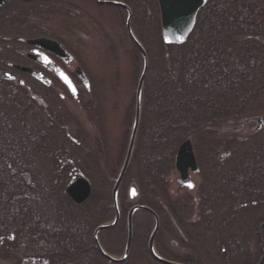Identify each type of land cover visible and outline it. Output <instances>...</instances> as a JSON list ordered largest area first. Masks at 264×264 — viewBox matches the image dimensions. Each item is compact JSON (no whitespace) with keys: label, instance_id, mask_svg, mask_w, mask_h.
<instances>
[{"label":"rangeland","instance_id":"374dc122","mask_svg":"<svg viewBox=\"0 0 264 264\" xmlns=\"http://www.w3.org/2000/svg\"><path fill=\"white\" fill-rule=\"evenodd\" d=\"M127 1L129 3L124 2L131 9V27L146 49L148 66L154 64L155 53L169 57L172 52V56H176L179 48H161L164 46L160 47L156 41L157 23L152 15L155 3L152 0ZM34 3L44 4L46 8H38L36 13L26 16L0 15V112H7L11 107L17 112L24 111L27 126L45 132L42 145L39 142L41 152L45 153L34 156V167H41L42 182L49 184L53 191L52 202L66 201L70 210L89 224L88 231H91L86 242L90 244L93 243L94 226L113 217L111 189L127 149L142 59L126 32L123 8L95 0H36L28 6ZM157 14L159 16V10ZM160 26L159 21L157 28ZM41 35L57 39L72 54L71 61L66 63L53 59L73 79L76 94L71 93L54 73L25 57L29 51L25 39ZM15 63L42 70L51 78V83L42 84L15 69L12 66ZM76 67L83 70L89 86L83 85L75 76ZM3 70L15 78L2 77ZM18 78L24 80L23 85ZM253 105L255 111L239 121H226L218 127L209 125L188 136L198 165L197 171L189 172L193 187L177 182L179 172L173 156L166 166V199L151 190L152 187L141 177L138 162L144 129L141 114L133 154L119 188L120 220L114 227L99 232L103 247L116 256L122 253L126 213L132 203L141 202L153 205L160 217L155 246L165 257L181 262L189 260L192 264H234L240 256L236 251L244 248L252 253V263H257L260 242L264 247V207L259 212L253 210L251 196L246 192L250 187L254 190L250 182L252 169L247 170V176H242L239 190L230 193L233 197L220 199L218 203L207 197L213 188L219 190L218 198L224 197V193L220 194L221 185L216 187L214 182L219 183L226 172L234 171V164L247 156L246 145L251 140L260 141L264 148V125L258 128L256 121L257 116L264 114L261 110L264 108V95ZM4 166L8 173L17 169L10 165L8 159L3 160ZM30 173L37 172L31 167ZM27 175L23 174V179L30 181ZM78 176L89 181L91 194L85 202L76 205L68 199L64 188ZM131 183L138 187V195L133 199L128 196ZM0 219V233L4 238L9 233L23 232L21 218L1 216ZM152 224L153 218L149 213L143 210L136 212L129 256L124 262L115 264H160L147 249ZM3 247L0 245V264H27L21 262L23 256L18 262L17 256L7 257ZM90 261L91 264H114L100 256L96 249H92Z\"/></svg>","mask_w":264,"mask_h":264},{"label":"trees","instance_id":"16d2710c","mask_svg":"<svg viewBox=\"0 0 264 264\" xmlns=\"http://www.w3.org/2000/svg\"><path fill=\"white\" fill-rule=\"evenodd\" d=\"M152 1L156 41L164 46L161 48L175 47L179 51L176 56L171 52L169 57L155 53L154 64L148 66L138 162L142 180L166 199V166L173 160L178 143L209 125L218 127L252 114L253 104L264 95V0H208L198 12L192 32L181 44L163 42L157 28V3ZM24 115V111L17 112L13 107L0 112V217L17 216L22 219V226L27 222L34 230L42 222L41 230L66 234L69 249L73 246L69 235H88L89 224L80 220L66 201L59 200L54 205L55 212V207L47 204L52 201L53 191L42 182L33 162L35 155L45 153L39 145L45 132L28 127ZM259 142L251 140L246 145L247 156L234 164V171L226 172L219 183L214 182L216 187L221 185L220 194L224 193V197L218 198L219 190L213 188L208 198L218 203L233 197L242 178L248 175L247 170L252 169L250 182L254 190L250 187L246 192L251 196L253 210L264 207V148ZM6 159L17 169L8 173L3 167ZM29 166L30 181H26L22 170ZM31 167L36 174L30 173ZM76 248L72 264H88L81 260L86 259V254H81L80 245Z\"/></svg>","mask_w":264,"mask_h":264},{"label":"water","instance_id":"95a60500","mask_svg":"<svg viewBox=\"0 0 264 264\" xmlns=\"http://www.w3.org/2000/svg\"><path fill=\"white\" fill-rule=\"evenodd\" d=\"M97 1L101 3H108V4L121 6L124 9H126L127 11L126 19H125L126 31L129 37L131 38V40L133 41V43L135 44L136 48L140 52V55L142 57V66L135 88L134 114H133L130 134L128 138L127 149L125 152L123 162L121 164V167L118 171V174L114 180V184L111 189V201L114 212L113 218L111 219V221L101 223L95 227L93 231L95 246L98 252L101 255L105 256L108 260L112 262H122L127 257L131 245V239L133 233V224H132L133 215L138 210H143L149 212L153 217V224L148 237V244H147L149 254L155 260L163 264H185L182 262L167 259L161 256L156 251L154 246V239L159 229V217L151 207L142 203H135L131 205L126 213V241L124 245V251L121 256L117 257L106 252L98 240L99 231L105 228H111L115 226L120 218L118 190L131 159L135 138L140 123L142 90H143L144 77L148 67V58L144 46L136 37V35L134 34L131 28L130 25L131 10L128 7V5L120 0H97ZM206 1L207 0H157L159 6V12H160L161 35L163 41L166 43L184 42L194 25L195 16L198 9L201 6H203ZM1 3L2 2L0 1V4ZM27 41L36 46H40L45 48L46 50L51 51L52 53L59 56L65 61H70L72 59V54L69 51H67L60 43H58L53 39H48L45 37H36V38H30ZM37 58L39 60H42L40 57ZM49 66L52 68L53 72L60 78V80L67 85L69 90L72 93H76V88L72 83V80L69 77V75L65 72V70L55 64H50ZM14 67L20 68L22 71L29 72L33 74L36 78L39 79L42 78L41 71H33L29 66L14 64ZM76 73L83 80L84 84L88 85L86 75L80 67L76 68ZM1 74L3 77H8V76L11 77L10 73L7 70L2 71ZM18 82L22 84L23 79H19ZM256 121L258 128L264 125V114L257 116ZM175 167L179 171V176L176 178L177 182H179L182 185H186L189 188H192L193 181L189 179L188 171L189 170L197 171L198 165L196 163L190 138L184 139L178 145L175 155ZM189 185H191V187ZM65 191L75 202L79 203L84 201L90 195L91 185L85 177L78 176L74 179V181H72L66 186ZM128 192L131 198L135 197L137 195V186L134 183L131 184Z\"/></svg>","mask_w":264,"mask_h":264},{"label":"flooded vegetation","instance_id":"af4514ba","mask_svg":"<svg viewBox=\"0 0 264 264\" xmlns=\"http://www.w3.org/2000/svg\"><path fill=\"white\" fill-rule=\"evenodd\" d=\"M0 1L1 2L3 1V3L0 4V15L2 14V16L5 14L6 15L7 14H14L16 16H18V15H25L26 16V15H29L31 12L36 13L39 10L38 8H43V9L46 8L44 6V4H36V3L31 5V7L28 6L29 3H32L33 1H36V0H0ZM95 1L97 3H101V2H98L97 0H95ZM5 10H8V11L3 14L2 12ZM36 37H45L48 39H53L60 44H62V43L53 37H49V36H45V35L34 36V37H29V38L25 39V42L29 48V51L25 53V57L28 60L33 61L36 64H39L45 70L54 73L52 71V68L49 65L50 64L59 65V64L53 58H58L62 61H64V60L62 58H60L59 56L55 55L54 53H52L51 51L46 50L43 47L36 46V45L29 43L27 41L30 38H36ZM37 57H40L42 60H39ZM64 62L66 63V61H64ZM28 66H30V65H28ZM31 68L34 70L33 67H31ZM35 70H39V69H35ZM40 71H42V70H40ZM26 74L28 76L36 79L33 75H31L29 73H26ZM74 74L76 77H78L75 72H74ZM13 77L15 78L14 75H13ZM44 77H45V80H43ZM14 78H12V79H14ZM9 79H11V78H9ZM36 80L40 81L42 84H50L51 83V78H49L46 75H44L41 79H36ZM41 155H44V154H41ZM40 164H41V162H40ZM29 171L30 170H27V171L24 170L23 172H25L29 175ZM37 171H38V173H41V167L38 166ZM47 204H51V205H53V207H55L54 206L55 203L52 201H51V203L48 202ZM56 207L54 209V212L56 211ZM50 212H52V210ZM9 218H11V217H9ZM6 219H8V218H6ZM42 224H43L42 222H39V228L37 230H34L33 227H31L30 224L26 222V224L24 223V226L21 225L22 226L21 229H23V232L22 233L20 232L21 234H19V232L18 233L16 232V235H14L13 233H9L6 238H4L3 237L4 235H2L0 233V245H4L3 250L6 251L7 257L15 258L17 256L16 258H19V260H17V262H18V261H20L21 256H23V258L21 259V262L24 261V262H27V264H50L52 260L54 261V264H72L71 258L73 257V252H76L77 251L76 246L80 245L81 254H84V253L86 254V259L81 258L82 262L91 264L90 256L92 254V249H95V245H94V241H93V235H92L93 243H90V244L87 243L88 242L87 239L89 237L88 235H69V238L72 239L71 244L73 246L68 249V248H66V246L70 245V242L69 243L66 242V239H67L66 234L60 233L59 231H56L54 233H52V232L47 233L46 231L41 230ZM79 236H81L82 239H80ZM132 239H133V236H132ZM99 241H100V239H99ZM83 242L85 244H83ZM100 243H101V241H100ZM131 243H132V241H131ZM260 249H261V251H260V254H259L258 259L256 261L257 263H255V264H264V247H263V245H261V242H260ZM224 251H225V249H224ZM157 252L161 256L165 257L158 250H157ZM236 254L240 255V256H237L240 259L237 258V262H235L234 264H253L252 262H254V259L251 258L252 253H250L247 249L238 248V250L236 251ZM49 255L54 256V258L49 259V257H48ZM66 255L68 257H66ZM74 256H77V255H74ZM165 258H167V257H165ZM169 259H171V258H169ZM172 260H174V259L172 258ZM155 261L158 262L157 260H155ZM182 262H184L186 264H192L189 260H183ZM158 263H160V262H158ZM15 264H17V263L15 262ZM160 264H163V263H160Z\"/></svg>","mask_w":264,"mask_h":264},{"label":"bare ground","instance_id":"6f19581e","mask_svg":"<svg viewBox=\"0 0 264 264\" xmlns=\"http://www.w3.org/2000/svg\"><path fill=\"white\" fill-rule=\"evenodd\" d=\"M127 171V170H126ZM263 206L261 205L258 209H256V211H258L259 212V210L262 208ZM109 221H111V220H109ZM109 221H107V222H109ZM105 223V222H104ZM175 260V259H174Z\"/></svg>","mask_w":264,"mask_h":264},{"label":"snow or ice","instance_id":"6c2138e0","mask_svg":"<svg viewBox=\"0 0 264 264\" xmlns=\"http://www.w3.org/2000/svg\"><path fill=\"white\" fill-rule=\"evenodd\" d=\"M191 187V185H189Z\"/></svg>","mask_w":264,"mask_h":264}]
</instances>
